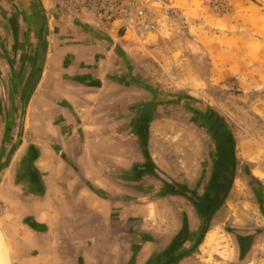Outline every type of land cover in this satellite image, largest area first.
Masks as SVG:
<instances>
[{"label": "crops", "instance_id": "0c3cea01", "mask_svg": "<svg viewBox=\"0 0 264 264\" xmlns=\"http://www.w3.org/2000/svg\"><path fill=\"white\" fill-rule=\"evenodd\" d=\"M14 1L23 15L21 27L0 0V156L11 137L15 97L34 41L27 6ZM83 23L112 36L117 46L52 21L54 49L25 134L37 147L34 168L17 160L0 180V225L12 264H174L176 255V264H211L214 259L208 263L203 252L214 239L216 220L204 226L211 197L205 191L207 183H220L211 174L225 158L211 149L231 137L211 110L159 80L153 68L163 58L153 45L164 41L160 36L140 51L125 38ZM235 28L230 22L228 29ZM28 149L21 153L25 159L33 153ZM152 167L193 193L202 208L156 178ZM229 206L227 198L222 210L227 213ZM201 222L202 232L190 246ZM232 227L231 236L249 237ZM262 240L261 228L242 258L235 244L229 261H264V253L258 255Z\"/></svg>", "mask_w": 264, "mask_h": 264}, {"label": "rangeland", "instance_id": "374dc122", "mask_svg": "<svg viewBox=\"0 0 264 264\" xmlns=\"http://www.w3.org/2000/svg\"><path fill=\"white\" fill-rule=\"evenodd\" d=\"M210 1L174 0L178 9L173 18L148 36L145 48L154 44V35L164 40L153 45L163 58L153 68L159 80L211 110L231 137L239 166L228 197L231 207L211 227L214 239L207 241L203 253L208 263L212 259L211 264L217 263L222 254V264H232L235 243L228 232L232 226L264 229L258 210L259 203L264 204V15L257 16L264 13V0H218L225 6L219 13L209 7ZM230 22L237 28L230 31ZM248 25L254 30L251 36ZM239 218L244 221L238 223ZM258 247L262 255L264 240ZM253 264L264 261L256 256Z\"/></svg>", "mask_w": 264, "mask_h": 264}, {"label": "water", "instance_id": "95a60500", "mask_svg": "<svg viewBox=\"0 0 264 264\" xmlns=\"http://www.w3.org/2000/svg\"><path fill=\"white\" fill-rule=\"evenodd\" d=\"M21 1L27 6L28 15H26V20L30 23L34 32L33 51L29 70L15 97L17 116L12 120V124L9 128L11 137L8 140L5 151L0 156V180L9 166L17 160H24V163L28 167L31 169L34 168L33 164L37 158V147L34 143L26 141L25 134L28 128L30 105L41 90V83L44 81L45 74L48 71L49 57L54 49L53 38L55 30L52 26V21H59L72 26L92 40H101L109 43L110 46H117L116 40L110 39L102 32L92 31L87 24L62 12L48 0ZM13 26L15 28L14 24ZM27 148H30L28 149L30 152L33 149V153H29V155H27L28 157L25 159L24 155L21 153ZM151 171L156 178L163 181L174 192L190 200L196 207L202 208L201 202L193 193L181 188L159 169L152 167ZM207 223L208 215H205V227ZM204 232L205 228L200 235L201 238ZM0 264H12L10 246L1 225Z\"/></svg>", "mask_w": 264, "mask_h": 264}, {"label": "built area", "instance_id": "2783aa9c", "mask_svg": "<svg viewBox=\"0 0 264 264\" xmlns=\"http://www.w3.org/2000/svg\"><path fill=\"white\" fill-rule=\"evenodd\" d=\"M56 8L86 23L145 47L150 34L173 18L174 0H48ZM209 7L219 13L223 2L212 0Z\"/></svg>", "mask_w": 264, "mask_h": 264}, {"label": "flooded vegetation", "instance_id": "af4514ba", "mask_svg": "<svg viewBox=\"0 0 264 264\" xmlns=\"http://www.w3.org/2000/svg\"><path fill=\"white\" fill-rule=\"evenodd\" d=\"M3 2H4V4H7L6 6L8 8H11V10L14 11V13L16 15L18 26L21 27L20 25H22L21 20L23 19V15L19 11L18 3L15 2L14 0H3ZM219 148L220 149H218V145H216L211 149V151L214 150V151H216V153H219L221 151L225 158L223 159L221 166L215 167L216 168V169H214L215 172H212V174H211V178L215 177L216 180L217 179L220 180V183L216 182V183H211V184L207 183L206 184V188L209 190L205 191V194H208V195L211 194V197L209 198L210 199V202H209L210 206L208 209H206L207 210L206 212L208 213V223L212 219H215L218 222L222 219V215H223V213H225L222 210V206H223L224 202L227 200V198L229 197L230 189L232 187V181L234 179V175L237 173V171L239 169V166L236 162V159L233 156L234 153L232 151V145H231L230 138H222V143L219 144ZM216 161L218 162L219 160H216ZM214 186L217 189L215 191H212V190L210 191V188H213ZM252 193H253V196L255 198L259 197L258 194L256 193V191L252 190ZM258 206H259L258 210L260 212V215L262 216V218H264V204L259 203ZM199 230H200L199 232L191 235V237H193V238L189 239V241H188V242H191L190 246H192L197 241L199 234L202 232V222H201V227ZM242 230H246L249 233L248 238H243V237L237 236L236 234L233 233V236L235 239V244H236L238 252L240 254V258H242L241 255H243L244 251L248 250L252 246V243L254 241V237L260 233L261 228L244 227L241 229L239 227V229H236V231H242ZM179 256L180 255H176L173 257L172 260L174 261V264L177 263L176 260Z\"/></svg>", "mask_w": 264, "mask_h": 264}]
</instances>
